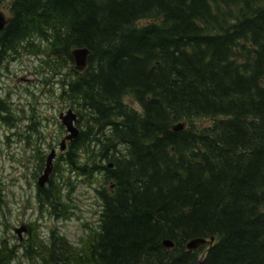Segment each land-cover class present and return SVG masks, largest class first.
Returning a JSON list of instances; mask_svg holds the SVG:
<instances>
[{
  "label": "trees",
  "instance_id": "1",
  "mask_svg": "<svg viewBox=\"0 0 264 264\" xmlns=\"http://www.w3.org/2000/svg\"><path fill=\"white\" fill-rule=\"evenodd\" d=\"M8 1L0 71L21 49L46 44L81 127L59 175L37 186L38 201L63 217L75 179L99 180L102 201L79 246L52 230L44 255L30 238L25 256L264 264V0ZM76 47L91 50L83 71ZM9 111L0 99V118L14 119ZM198 237L214 240L188 250ZM13 253L0 249V264Z\"/></svg>",
  "mask_w": 264,
  "mask_h": 264
},
{
  "label": "rangeland",
  "instance_id": "2",
  "mask_svg": "<svg viewBox=\"0 0 264 264\" xmlns=\"http://www.w3.org/2000/svg\"><path fill=\"white\" fill-rule=\"evenodd\" d=\"M0 11L9 19L8 0H0ZM35 41L40 43V39ZM46 46L34 44L21 49L0 71V99L7 102L14 118L10 122L0 118V249L5 246L14 249L9 264H42L41 257L32 260L25 256L24 250L28 239L33 238L38 255H44L51 244L52 230L79 246L90 233L89 227L98 225L102 208L97 193L99 180L89 184L73 178L75 188L69 196V193L64 196L63 217L57 218L46 204L41 205L38 201L37 182L47 156L53 147L57 149L50 176L53 179L59 175L55 170L56 163L65 153L59 149L66 135L60 113L69 108L78 113L61 96L62 76L55 74L46 62L49 59ZM67 77L66 74L63 78ZM126 100L132 103L130 98ZM1 113L5 115L6 112ZM76 125L81 128L79 119ZM61 165L64 175H68L65 164ZM21 227L26 228L22 239L16 232Z\"/></svg>",
  "mask_w": 264,
  "mask_h": 264
},
{
  "label": "water",
  "instance_id": "3",
  "mask_svg": "<svg viewBox=\"0 0 264 264\" xmlns=\"http://www.w3.org/2000/svg\"><path fill=\"white\" fill-rule=\"evenodd\" d=\"M8 19L5 17V15L0 11V30H2ZM91 54V50L88 47H76L72 50V55L75 61V66L76 69L79 71H83L87 65H88V58L89 55ZM60 120L61 123L65 126L66 128V135L64 138L61 140L59 149L60 151H65L68 148V143L73 141L80 133V129L77 127L76 123L78 121V113L74 111L73 108H69L66 110V112H61L60 113ZM185 127V123H177L176 125L173 126L174 130H181ZM57 156V149L52 148L51 152L46 158V165L43 170V173L40 175L38 178V186L41 188L46 187L48 183L51 181V174L54 169V160ZM25 227L17 228L16 232L20 236V239H22V232L25 231ZM214 238H211V240H208L206 238L198 237V238H193L190 239L186 247L188 250H196L200 246L207 244L209 241H213ZM164 245L167 248H172L174 246V242L167 239L164 241Z\"/></svg>",
  "mask_w": 264,
  "mask_h": 264
},
{
  "label": "bare ground",
  "instance_id": "4",
  "mask_svg": "<svg viewBox=\"0 0 264 264\" xmlns=\"http://www.w3.org/2000/svg\"><path fill=\"white\" fill-rule=\"evenodd\" d=\"M175 245V244H174Z\"/></svg>",
  "mask_w": 264,
  "mask_h": 264
}]
</instances>
